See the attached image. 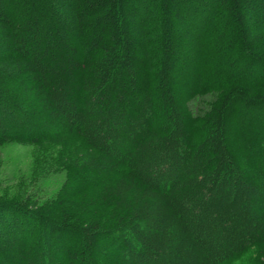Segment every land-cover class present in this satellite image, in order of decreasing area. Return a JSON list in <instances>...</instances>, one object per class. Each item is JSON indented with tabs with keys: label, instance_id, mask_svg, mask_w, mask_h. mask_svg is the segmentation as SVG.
Segmentation results:
<instances>
[{
	"label": "trees",
	"instance_id": "obj_1",
	"mask_svg": "<svg viewBox=\"0 0 264 264\" xmlns=\"http://www.w3.org/2000/svg\"><path fill=\"white\" fill-rule=\"evenodd\" d=\"M209 96L207 107L191 103ZM0 264H229L264 247V0H0Z\"/></svg>",
	"mask_w": 264,
	"mask_h": 264
},
{
	"label": "rangeland",
	"instance_id": "obj_2",
	"mask_svg": "<svg viewBox=\"0 0 264 264\" xmlns=\"http://www.w3.org/2000/svg\"><path fill=\"white\" fill-rule=\"evenodd\" d=\"M209 100V96L193 100L191 108L194 112L204 110ZM57 150L20 144L0 148V194L13 195L22 190L33 193L37 198L53 194L61 183V173L52 166ZM229 264H264V247L253 248Z\"/></svg>",
	"mask_w": 264,
	"mask_h": 264
}]
</instances>
